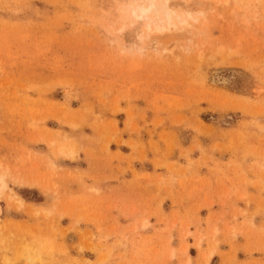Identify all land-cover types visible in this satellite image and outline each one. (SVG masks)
I'll return each mask as SVG.
<instances>
[{"label":"rangeland","instance_id":"obj_1","mask_svg":"<svg viewBox=\"0 0 264 264\" xmlns=\"http://www.w3.org/2000/svg\"><path fill=\"white\" fill-rule=\"evenodd\" d=\"M154 1L0 0V264H264V0Z\"/></svg>","mask_w":264,"mask_h":264},{"label":"bare ground","instance_id":"obj_2","mask_svg":"<svg viewBox=\"0 0 264 264\" xmlns=\"http://www.w3.org/2000/svg\"><path fill=\"white\" fill-rule=\"evenodd\" d=\"M150 2H149V5L147 6V7H142V6H139V8H138V13H139V9H140V15H135L136 17H137V19L136 20H144V21H146L145 22V24H146V30L147 31H150V30H152V28H151V26H154V28L155 29H157V30H160L161 28H162V25H161V23H163V21H168L169 22V20L171 19V14H170V11H168V10H161L159 7H158V5L155 3V1L154 0H149ZM141 7V8H140ZM136 10V9H135ZM151 10H153L154 12H155V15H156V19L153 21V20H151V18H149L148 17V12H150ZM152 11V12H153ZM132 12H134V11H132ZM160 13H162L163 15H164V17H165V19H161L160 18V16H159V14ZM132 14H135V13H131V15ZM135 16H134V18H135ZM133 17V16H132ZM133 18V19H134ZM135 21V20H134ZM133 22V21H132ZM164 29V28H163ZM162 30V29H161ZM68 150V148H65V150ZM62 150H64V148L63 149H59V151L58 152H62ZM64 150V151H65ZM66 150V151H67ZM69 150H71V149H69ZM65 151V154L68 152H66ZM69 153V152H68ZM67 153V154H68ZM62 155V154H61ZM69 155V154H68ZM20 200V202H22V199H19Z\"/></svg>","mask_w":264,"mask_h":264}]
</instances>
